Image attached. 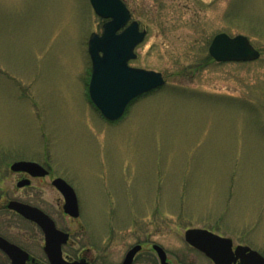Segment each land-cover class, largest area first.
Wrapping results in <instances>:
<instances>
[{
  "label": "rangeland",
  "instance_id": "obj_1",
  "mask_svg": "<svg viewBox=\"0 0 264 264\" xmlns=\"http://www.w3.org/2000/svg\"><path fill=\"white\" fill-rule=\"evenodd\" d=\"M124 1L146 30L130 66L165 84L110 123L87 95L102 24L89 1L0 0L1 174L53 168L116 259L147 236L169 261L207 264L184 241L191 228L264 257V0ZM218 33L246 36L259 58L213 61Z\"/></svg>",
  "mask_w": 264,
  "mask_h": 264
},
{
  "label": "flooded vegetation",
  "instance_id": "obj_2",
  "mask_svg": "<svg viewBox=\"0 0 264 264\" xmlns=\"http://www.w3.org/2000/svg\"><path fill=\"white\" fill-rule=\"evenodd\" d=\"M121 1L129 11L130 18L116 31L117 34L134 21L127 4L124 0ZM100 19L102 24L97 34H101L107 21ZM138 26L139 30H145L139 23ZM141 43L134 48V52ZM58 179L69 185L65 178L55 175L53 168L17 171L8 168L6 175H2L0 171V264H161L159 260L149 259L153 244L150 245L147 236L146 239L143 237L136 240L116 259L113 235L109 234V238L102 239L101 232L92 234L87 229L86 223L81 219V207L76 194V205H67L66 197L56 187ZM11 203L34 208L33 217L23 216L10 206ZM238 245H234L232 241L231 264H241L239 255L234 253ZM135 247L132 259L125 261L127 253ZM194 251L205 257L201 252ZM205 258L207 264H214L212 260ZM166 261L167 264L193 263Z\"/></svg>",
  "mask_w": 264,
  "mask_h": 264
},
{
  "label": "water",
  "instance_id": "obj_3",
  "mask_svg": "<svg viewBox=\"0 0 264 264\" xmlns=\"http://www.w3.org/2000/svg\"><path fill=\"white\" fill-rule=\"evenodd\" d=\"M94 12L109 19L103 25L100 35L91 34L88 54L91 74L88 84L89 99L102 117L110 122L120 119L127 106L138 96L160 88L165 81L160 72L128 66V61L136 58L134 48L143 41L145 30L140 31L138 23L132 21L122 32L116 33L129 20L130 14L121 0H89ZM209 55L216 62H249L259 58V52L243 35L230 37L219 33L213 37L208 47ZM11 170L43 168L35 162L18 161ZM56 187L66 197L67 205H76L73 189L58 179ZM72 201V202H71ZM13 209L27 218L33 217L34 208L18 203L10 204ZM184 241L204 253L215 264H231L233 252L231 239L220 237L200 228L187 229ZM136 248L131 249L125 261H130ZM161 264H167L166 253L158 245L152 246ZM241 264H264V257L247 246H237Z\"/></svg>",
  "mask_w": 264,
  "mask_h": 264
}]
</instances>
